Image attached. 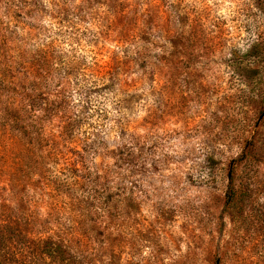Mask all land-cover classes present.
<instances>
[{"label":"rangeland","instance_id":"rangeland-1","mask_svg":"<svg viewBox=\"0 0 264 264\" xmlns=\"http://www.w3.org/2000/svg\"><path fill=\"white\" fill-rule=\"evenodd\" d=\"M15 81L44 95L51 173L77 190L49 223L83 234L84 264H264V0H0V87Z\"/></svg>","mask_w":264,"mask_h":264},{"label":"trees","instance_id":"trees-1","mask_svg":"<svg viewBox=\"0 0 264 264\" xmlns=\"http://www.w3.org/2000/svg\"><path fill=\"white\" fill-rule=\"evenodd\" d=\"M32 84L15 81L0 87V264L16 263L32 249L47 260L68 258L69 264H84L83 234L61 232L49 223L58 215L63 199L77 190L51 173L61 162L62 152L41 114L44 95ZM258 130L256 123L241 153L226 166L225 199L230 208L237 206L241 194L237 181L250 179L259 161ZM128 157L134 156L130 153ZM69 169L78 172V164H70ZM43 206L51 213L41 212Z\"/></svg>","mask_w":264,"mask_h":264}]
</instances>
